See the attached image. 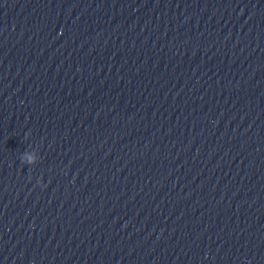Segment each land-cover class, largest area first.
I'll list each match as a JSON object with an SVG mask.
<instances>
[{"label": "water", "instance_id": "95a60500", "mask_svg": "<svg viewBox=\"0 0 264 264\" xmlns=\"http://www.w3.org/2000/svg\"><path fill=\"white\" fill-rule=\"evenodd\" d=\"M0 264H264V0H0Z\"/></svg>", "mask_w": 264, "mask_h": 264}, {"label": "clouds", "instance_id": "9594fccd", "mask_svg": "<svg viewBox=\"0 0 264 264\" xmlns=\"http://www.w3.org/2000/svg\"><path fill=\"white\" fill-rule=\"evenodd\" d=\"M29 162H31V158H29Z\"/></svg>", "mask_w": 264, "mask_h": 264}]
</instances>
